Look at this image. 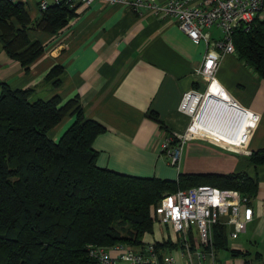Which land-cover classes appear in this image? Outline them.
I'll return each mask as SVG.
<instances>
[{
	"label": "crops",
	"instance_id": "1",
	"mask_svg": "<svg viewBox=\"0 0 264 264\" xmlns=\"http://www.w3.org/2000/svg\"><path fill=\"white\" fill-rule=\"evenodd\" d=\"M140 1L139 7L96 1L80 6L54 34L30 32V39L40 42L42 53L24 67L1 50L0 81L29 89L31 101L58 96L64 104L75 99L84 116L104 127L93 141L96 162L102 168L168 180H175L179 173H245L255 184L249 195L254 214L242 236L253 245L264 243V163L254 164L247 158L252 151L264 149V79L236 53L220 51L214 82L208 88L197 74L204 42L193 43L173 20L149 10L151 0ZM154 1L163 4L167 0ZM28 2L35 6H30L33 12H39L36 0ZM204 32L211 39L222 35L217 26ZM54 66L61 71L47 80ZM189 91L206 92L198 116L179 110L183 94ZM212 101L226 109L232 102L254 118L236 124L239 112L230 109L231 117L224 113L223 123L215 124L211 110L216 102ZM73 120L74 116L66 115L49 136L58 140ZM191 128L211 139L192 134ZM169 133L180 138L176 166L160 150ZM234 250L248 252L230 255L242 258L241 264L251 260L264 264V252Z\"/></svg>",
	"mask_w": 264,
	"mask_h": 264
},
{
	"label": "trees",
	"instance_id": "2",
	"mask_svg": "<svg viewBox=\"0 0 264 264\" xmlns=\"http://www.w3.org/2000/svg\"><path fill=\"white\" fill-rule=\"evenodd\" d=\"M74 14L53 5L33 20L23 3L0 0V51L27 67L42 53L29 33L54 34ZM232 43L238 58L264 79V19L235 31ZM60 71L54 66L45 78ZM29 94L0 81V264H99L91 246L160 240L165 230L152 220L151 208L166 192L200 184L250 196L255 191L245 173H179L168 180L102 168L93 141L104 127L84 116L73 98L61 104L58 96L31 101ZM66 115L74 120L55 141L49 133ZM247 158L264 163V149ZM214 232L216 251L228 249L224 227ZM247 254L230 250L231 256Z\"/></svg>",
	"mask_w": 264,
	"mask_h": 264
},
{
	"label": "built area",
	"instance_id": "3",
	"mask_svg": "<svg viewBox=\"0 0 264 264\" xmlns=\"http://www.w3.org/2000/svg\"><path fill=\"white\" fill-rule=\"evenodd\" d=\"M10 1L21 2L26 8L29 3L28 0ZM96 1L122 6L143 5L140 0H36V6L38 11L53 5H66L76 11L80 6ZM147 6L152 13L173 20L193 43L204 42L205 54L197 74L207 81L208 88L214 82L220 51L234 52L233 33L247 30L255 20L264 19V0H167L163 4L151 0ZM211 26L221 30L219 39H211L209 33L204 32ZM204 94L197 91L184 93L179 110L198 116ZM194 100L195 106L191 108ZM243 111L237 115L236 124L239 120L254 118ZM191 130L192 134L208 138L199 134L197 129ZM178 139L168 135L160 144V150L171 166H176L180 159L181 144L177 142ZM253 214L251 197L237 189L207 184L177 189L164 193L151 208L152 220L165 230L158 242L148 241L131 246L118 241L106 248L91 246L92 253L99 264H225L219 260L216 252L215 227H224L230 249V241L246 233ZM162 249L167 252H162ZM250 264L255 263L251 260Z\"/></svg>",
	"mask_w": 264,
	"mask_h": 264
},
{
	"label": "rangeland",
	"instance_id": "4",
	"mask_svg": "<svg viewBox=\"0 0 264 264\" xmlns=\"http://www.w3.org/2000/svg\"><path fill=\"white\" fill-rule=\"evenodd\" d=\"M29 5L27 6V9L28 11H31V14H30V19H35L37 17V15H39V12H37L36 10H34L33 12V9L30 8V6H34V5H31L30 3H28ZM35 7V6H34ZM35 9V8H34ZM32 32V31H31ZM35 33V32H32L31 35ZM69 127V126H68ZM67 127V128H68ZM66 128V129H67ZM65 131V130H64ZM163 232H161V236H163ZM245 239H246V236H240L239 239H236V240H231L230 243H231V246H229L230 249H238V248H243V249H246V250H249L251 254L254 253V251H258V252H264V243H260L258 242L256 245H253L251 243H248V242H245ZM241 245V246H240ZM230 249H227L226 251H223V252H220L218 254V258L221 262L225 263V264H241V261L243 260L242 258L238 257V258H232L230 256ZM162 252H167L166 249H162Z\"/></svg>",
	"mask_w": 264,
	"mask_h": 264
},
{
	"label": "water",
	"instance_id": "5",
	"mask_svg": "<svg viewBox=\"0 0 264 264\" xmlns=\"http://www.w3.org/2000/svg\"><path fill=\"white\" fill-rule=\"evenodd\" d=\"M212 102H216L212 107H213V109L211 110V112H212V118L214 119V118H216V122H215V124H220L221 122L223 123V121H224V113L225 114H229L230 115V109H235L237 112H239V113H244V111L243 110H240L241 108H239L238 106H236L235 104H233L232 102H231V106L232 107H230V109H226V107L225 106H223V104H220V103H218L217 101H212ZM211 102V103H212ZM210 103V104H211ZM226 116V115H225ZM230 117H231V115H230ZM210 119V118H209ZM212 119V120H213ZM211 120V119H210ZM231 122V124H233L232 123V121H230Z\"/></svg>",
	"mask_w": 264,
	"mask_h": 264
},
{
	"label": "bare ground",
	"instance_id": "6",
	"mask_svg": "<svg viewBox=\"0 0 264 264\" xmlns=\"http://www.w3.org/2000/svg\"><path fill=\"white\" fill-rule=\"evenodd\" d=\"M205 94H206V92H205ZM205 94H204V97H205ZM200 105V104H199ZM195 106V100L194 101H192V103H191V108H193ZM199 107V106H198ZM198 109V108H197Z\"/></svg>",
	"mask_w": 264,
	"mask_h": 264
}]
</instances>
